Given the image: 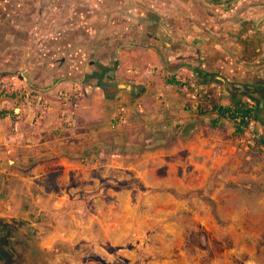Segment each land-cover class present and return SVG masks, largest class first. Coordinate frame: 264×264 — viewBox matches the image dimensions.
I'll use <instances>...</instances> for the list:
<instances>
[{
    "label": "crops",
    "instance_id": "obj_1",
    "mask_svg": "<svg viewBox=\"0 0 264 264\" xmlns=\"http://www.w3.org/2000/svg\"><path fill=\"white\" fill-rule=\"evenodd\" d=\"M2 85L1 201L35 211L43 246L65 264H199L195 193L264 158V0H0ZM198 100L251 106L253 153Z\"/></svg>",
    "mask_w": 264,
    "mask_h": 264
},
{
    "label": "rangeland",
    "instance_id": "obj_2",
    "mask_svg": "<svg viewBox=\"0 0 264 264\" xmlns=\"http://www.w3.org/2000/svg\"><path fill=\"white\" fill-rule=\"evenodd\" d=\"M239 173L246 178L212 177V186L195 193L205 207L194 211L209 220L188 226L187 258L199 264H264V158H246Z\"/></svg>",
    "mask_w": 264,
    "mask_h": 264
},
{
    "label": "flooded vegetation",
    "instance_id": "obj_3",
    "mask_svg": "<svg viewBox=\"0 0 264 264\" xmlns=\"http://www.w3.org/2000/svg\"><path fill=\"white\" fill-rule=\"evenodd\" d=\"M0 194V264H65L58 245L45 247L50 231L40 224L35 211L23 205L11 210Z\"/></svg>",
    "mask_w": 264,
    "mask_h": 264
},
{
    "label": "built area",
    "instance_id": "obj_4",
    "mask_svg": "<svg viewBox=\"0 0 264 264\" xmlns=\"http://www.w3.org/2000/svg\"><path fill=\"white\" fill-rule=\"evenodd\" d=\"M7 90L11 91L12 89L6 85H2L0 87V92H6ZM19 94L21 97H23L24 100H30L33 97L32 94L28 93L27 91L19 92ZM74 102H76V99L74 100ZM195 108H197L198 110H202V111L208 108L215 109L214 106L209 105L207 102L203 103L202 100L197 101V103L195 104ZM230 113H231L230 111L227 112V115L229 116ZM16 116L19 118L21 115L20 113H18ZM233 117L234 118L232 119L236 125L237 123H240L241 120L245 121V123L241 126L242 131L239 134L236 142H237V146H239L245 151H248L251 148H253L257 143V133H256V128H255L254 118L252 114L245 115V116L236 114Z\"/></svg>",
    "mask_w": 264,
    "mask_h": 264
},
{
    "label": "trees",
    "instance_id": "obj_5",
    "mask_svg": "<svg viewBox=\"0 0 264 264\" xmlns=\"http://www.w3.org/2000/svg\"><path fill=\"white\" fill-rule=\"evenodd\" d=\"M214 108H215V110H217V112L220 115H225V114H227V112L230 111L231 113H230L229 116L231 118H234L233 116L236 115V114H240L242 116L249 115V114H251V110H252L251 106H248V105H245V104L236 105L235 107L223 106V105H219V106L214 105ZM244 123H245L244 120H241L240 123H237V125H236L237 135H239L241 133V131H242L241 126Z\"/></svg>",
    "mask_w": 264,
    "mask_h": 264
}]
</instances>
